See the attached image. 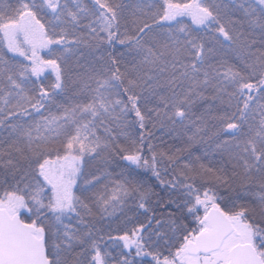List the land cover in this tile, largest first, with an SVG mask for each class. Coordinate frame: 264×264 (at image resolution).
I'll return each mask as SVG.
<instances>
[{"label": "trees", "instance_id": "obj_1", "mask_svg": "<svg viewBox=\"0 0 264 264\" xmlns=\"http://www.w3.org/2000/svg\"><path fill=\"white\" fill-rule=\"evenodd\" d=\"M98 1L115 22L111 40L93 0H0V203L25 204L20 217L42 227L51 264L172 260L199 232L200 201L242 213L264 260L259 0H202V26L168 21L163 0ZM23 21L51 43L34 62L39 78L6 45L7 27ZM78 134L93 151L58 224L39 172ZM138 232L140 253L127 248Z\"/></svg>", "mask_w": 264, "mask_h": 264}, {"label": "rangeland", "instance_id": "obj_2", "mask_svg": "<svg viewBox=\"0 0 264 264\" xmlns=\"http://www.w3.org/2000/svg\"><path fill=\"white\" fill-rule=\"evenodd\" d=\"M93 1L96 3L102 17L101 31L111 40L114 37L116 29L113 17L105 6L102 5V2H99L98 0ZM148 1L153 2L154 0ZM201 1L202 0H193L188 6L183 5L178 8L177 5L170 3L168 0H163V2L160 0V2H162L161 4L165 6V17L168 21H175L180 18L190 17L193 19V22L196 21L202 26L208 24L209 18L208 12L201 9ZM258 3L259 6L264 9V0H259ZM173 7L174 10H172ZM24 22L25 21L15 23L13 26L7 27L8 31H6V33H8L9 37L15 35V39L13 43H11L13 40V38H11L6 45L9 44L10 49L14 54L21 55L25 59L27 58L28 62L33 63L32 68L34 70L31 72L39 78L43 75V73L42 70L36 69L34 62L41 54L49 50L51 43L42 35L43 32L40 28L32 27L27 22ZM74 136L75 137L71 140L64 155L61 158L52 159V161L43 165L39 172L40 176H42L48 183L50 189H53V193L51 194V196H53V202L51 203L52 206L50 205L49 209L54 215H56V217L59 214L63 217L70 211H74V199L69 192V188L75 185L74 183H76V178L80 173L84 160L88 157V154H91L93 151V147L90 145L87 146L86 141L88 138L85 137L87 139L86 140L79 134ZM139 161L143 170L147 171L148 169H152L151 164H146L147 161ZM12 197L14 198L13 195ZM18 199L20 198L18 197ZM198 206L204 208L203 217L210 208L217 207L213 205V203L207 201L198 202ZM0 208L6 210L10 216L17 215L20 217V213L27 211L23 202L11 198L1 202ZM228 217L233 225V231L224 239L221 247L217 251L196 256L187 254L185 245L187 242L192 241L195 236L191 235L184 241L180 251L175 254L172 260L156 261V264H225L228 261V255L233 246L237 244L249 243L255 248L257 240L251 227L244 220V215L242 213H236L228 215ZM55 219H57L56 221H58V224L60 220H62L59 219V217ZM31 224L34 225L35 234L42 237L44 232L38 222L33 221ZM206 228V224L203 222L202 218L199 223V232L205 231ZM140 234L141 232H138V234L133 235L127 244V248L135 250L136 253H140L141 250ZM259 256L261 257L260 254ZM144 259L152 262L150 256H144Z\"/></svg>", "mask_w": 264, "mask_h": 264}, {"label": "water", "instance_id": "obj_3", "mask_svg": "<svg viewBox=\"0 0 264 264\" xmlns=\"http://www.w3.org/2000/svg\"><path fill=\"white\" fill-rule=\"evenodd\" d=\"M207 229L185 245L189 255L208 254L218 250L224 239L233 231L229 217L218 207L210 208L203 217ZM0 264H51L42 240L17 215L0 208ZM225 264H264L255 248L237 244Z\"/></svg>", "mask_w": 264, "mask_h": 264}, {"label": "bare ground", "instance_id": "obj_4", "mask_svg": "<svg viewBox=\"0 0 264 264\" xmlns=\"http://www.w3.org/2000/svg\"><path fill=\"white\" fill-rule=\"evenodd\" d=\"M230 253V252H229Z\"/></svg>", "mask_w": 264, "mask_h": 264}]
</instances>
